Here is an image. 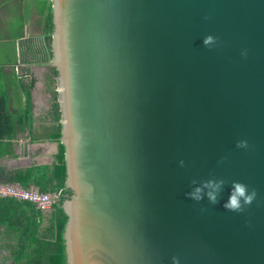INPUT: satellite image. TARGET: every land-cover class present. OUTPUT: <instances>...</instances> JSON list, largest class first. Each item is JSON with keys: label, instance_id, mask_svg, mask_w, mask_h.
<instances>
[{"label": "water", "instance_id": "water-1", "mask_svg": "<svg viewBox=\"0 0 264 264\" xmlns=\"http://www.w3.org/2000/svg\"><path fill=\"white\" fill-rule=\"evenodd\" d=\"M48 1L66 264H264V0Z\"/></svg>", "mask_w": 264, "mask_h": 264}, {"label": "crops", "instance_id": "crops-1", "mask_svg": "<svg viewBox=\"0 0 264 264\" xmlns=\"http://www.w3.org/2000/svg\"><path fill=\"white\" fill-rule=\"evenodd\" d=\"M42 1L0 0V102L12 119L8 122L9 131L4 132L1 141L3 153L0 164L3 162L5 165L0 167L3 171L28 167L33 163L51 164L57 152V141L49 137L56 124L53 114V103L58 97L56 74L52 72L51 58L40 60L34 51L42 43L44 33L46 8L41 11ZM15 2L21 6L25 2L29 11L24 16L22 8H19L18 27L13 30L9 16ZM40 25L41 35L34 36L33 27ZM40 65L50 70L45 81L38 76ZM2 229L1 226L0 264L8 260L12 264L11 254L7 252L9 249L4 245L9 240ZM5 257L8 260H4Z\"/></svg>", "mask_w": 264, "mask_h": 264}, {"label": "trees", "instance_id": "trees-1", "mask_svg": "<svg viewBox=\"0 0 264 264\" xmlns=\"http://www.w3.org/2000/svg\"><path fill=\"white\" fill-rule=\"evenodd\" d=\"M50 1L41 2L43 17L42 43L36 48L38 59L47 61L52 57L51 33L53 29ZM46 6V7H45ZM53 74L56 70L52 67ZM3 100V99H2ZM56 124L49 137L57 141V152L51 164H31L28 167L3 171L0 167V182L18 183L21 187H36L41 192H58L57 200L49 210L36 208L31 202L11 196H0V227L7 234L12 264H66L63 229L66 214L63 201L69 197L65 186L64 146L59 141L61 125L58 102L53 103ZM10 115L0 102V155L4 132L9 131ZM12 120V119H11ZM9 135V134H7ZM12 241L13 243H10Z\"/></svg>", "mask_w": 264, "mask_h": 264}, {"label": "clouds", "instance_id": "clouds-1", "mask_svg": "<svg viewBox=\"0 0 264 264\" xmlns=\"http://www.w3.org/2000/svg\"><path fill=\"white\" fill-rule=\"evenodd\" d=\"M216 42V37L211 35L206 36L203 40L205 46H211ZM237 147L247 148L248 142L246 140H240L237 142ZM183 163V162H181ZM195 183V181H193ZM18 184V183H16ZM225 184L223 179L210 178L203 180L200 185L196 186L193 191L187 193V195L197 201L203 198L202 193L205 189L207 191V196L212 204L218 203L219 194ZM19 185V184H18ZM257 196L256 190L253 188L250 192L248 191V185L240 181H232L231 189L229 192L228 199L224 202L223 207L233 212H242L244 210V205H250L255 200ZM173 264H179V259L173 257Z\"/></svg>", "mask_w": 264, "mask_h": 264}, {"label": "built area", "instance_id": "built-area-1", "mask_svg": "<svg viewBox=\"0 0 264 264\" xmlns=\"http://www.w3.org/2000/svg\"><path fill=\"white\" fill-rule=\"evenodd\" d=\"M58 192H41L36 187H21L16 183L0 182V196H11L31 202L36 208L46 211L57 200Z\"/></svg>", "mask_w": 264, "mask_h": 264}, {"label": "rangeland", "instance_id": "rangeland-1", "mask_svg": "<svg viewBox=\"0 0 264 264\" xmlns=\"http://www.w3.org/2000/svg\"><path fill=\"white\" fill-rule=\"evenodd\" d=\"M19 8H22V10H23V12H24V16L28 13V4H26L25 2L22 4V6L20 5V4H18L17 2H15V4L13 5V9L11 8V14H10V16H9V21L10 22H12V26H13V30H15L17 27H18V20H19ZM16 11H17V13H16ZM42 25V24H41ZM34 26L33 27V30H32V34H34V36H38L39 34L41 35V32H42V26ZM11 30V29H10ZM39 35V36H40ZM38 70L40 71V72H38V73H40L38 76H40V79L41 80H46V77L48 76V74H49V72H50V70L47 68V66H43V65H40L39 67H38ZM3 162H2V164H0V165H2L3 166ZM33 164H35V163H33ZM5 165V164H4ZM9 242V241H8ZM12 241H10V243H11ZM7 249H8V247H7ZM8 253H9V250L7 251ZM4 260H8V259H6V257L5 258H3ZM1 264H11V262L8 260L7 262H5L4 261V263H1Z\"/></svg>", "mask_w": 264, "mask_h": 264}]
</instances>
